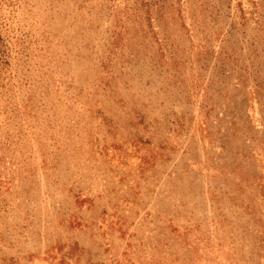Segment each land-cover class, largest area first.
Masks as SVG:
<instances>
[{"label":"rangeland","instance_id":"obj_1","mask_svg":"<svg viewBox=\"0 0 264 264\" xmlns=\"http://www.w3.org/2000/svg\"><path fill=\"white\" fill-rule=\"evenodd\" d=\"M0 264H264V0H0Z\"/></svg>","mask_w":264,"mask_h":264}]
</instances>
